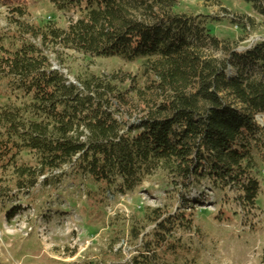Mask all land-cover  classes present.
Returning a JSON list of instances; mask_svg holds the SVG:
<instances>
[{"label":"trees","instance_id":"1","mask_svg":"<svg viewBox=\"0 0 264 264\" xmlns=\"http://www.w3.org/2000/svg\"><path fill=\"white\" fill-rule=\"evenodd\" d=\"M4 1L16 5L9 9L15 32L0 34V82L12 100L0 110V172L11 171L16 190H34L69 169L126 196L155 166L187 189L233 190L245 212L256 209L252 152L264 161V129L255 122L264 117V43L237 53L211 37L201 18L173 15L178 0H49L56 12L77 17L64 30L21 24L23 1ZM239 1L264 19V0ZM48 46L91 59H155L159 103L136 125L121 124L113 88L95 77L68 82L52 71ZM22 153L33 156L31 166L20 163ZM153 215L144 252L129 264H194L173 239L192 231L193 216Z\"/></svg>","mask_w":264,"mask_h":264},{"label":"rangeland","instance_id":"2","mask_svg":"<svg viewBox=\"0 0 264 264\" xmlns=\"http://www.w3.org/2000/svg\"><path fill=\"white\" fill-rule=\"evenodd\" d=\"M27 16L21 24L36 30H64L77 17L56 12L49 0H22ZM16 2L0 0V34L15 32L9 9ZM176 16L201 18L211 37L237 53L264 43V19L239 0H178ZM52 67L70 83L100 78L110 85L115 118L136 125L160 101L153 89L155 59L127 63L118 59H91L73 51L48 46ZM220 58L219 53H215ZM12 105L6 85L0 82V110ZM256 124L264 129V117ZM260 194L256 209L245 212L233 190L208 186L187 189L151 167L141 186L126 196L76 179L64 169L47 184L40 179L34 190L18 191L12 173L0 172V264H129L143 251L142 240L155 226L154 211L165 216H193V229L175 236L194 264H262L264 256V161L253 151ZM20 163L31 166L33 156L22 153ZM62 174V175H61ZM137 238V239H136ZM144 252V251H143Z\"/></svg>","mask_w":264,"mask_h":264},{"label":"built area","instance_id":"3","mask_svg":"<svg viewBox=\"0 0 264 264\" xmlns=\"http://www.w3.org/2000/svg\"><path fill=\"white\" fill-rule=\"evenodd\" d=\"M52 71H58V72H60L59 70L55 69L54 67H52Z\"/></svg>","mask_w":264,"mask_h":264}]
</instances>
